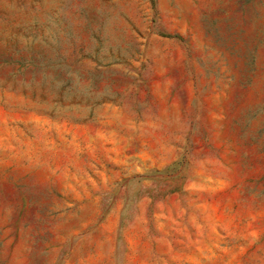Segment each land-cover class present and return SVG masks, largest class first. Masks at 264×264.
Here are the masks:
<instances>
[{
    "label": "rangeland",
    "instance_id": "374dc122",
    "mask_svg": "<svg viewBox=\"0 0 264 264\" xmlns=\"http://www.w3.org/2000/svg\"><path fill=\"white\" fill-rule=\"evenodd\" d=\"M0 264H264V0H0Z\"/></svg>",
    "mask_w": 264,
    "mask_h": 264
}]
</instances>
